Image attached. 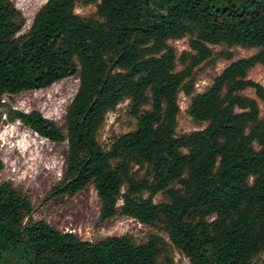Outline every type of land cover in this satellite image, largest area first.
Here are the masks:
<instances>
[{"label": "trees", "instance_id": "obj_1", "mask_svg": "<svg viewBox=\"0 0 264 264\" xmlns=\"http://www.w3.org/2000/svg\"><path fill=\"white\" fill-rule=\"evenodd\" d=\"M15 1L0 0V107L6 95L78 78L62 128L37 111L9 114L49 142L67 143L48 196L91 186L99 222L122 216L159 226L189 264H252L263 254L264 88L247 74L264 70V0H99L101 21L76 15L74 0H47L23 36ZM185 37L194 55L176 71L171 42ZM211 46L257 52L194 95L193 70L210 59ZM180 93L204 129L176 135ZM125 101L135 128L103 149L97 133ZM160 193L166 201L155 203ZM31 212L23 193L0 185V264H160L156 236L140 245L127 237L91 243L44 221L24 226Z\"/></svg>", "mask_w": 264, "mask_h": 264}, {"label": "rangeland", "instance_id": "obj_2", "mask_svg": "<svg viewBox=\"0 0 264 264\" xmlns=\"http://www.w3.org/2000/svg\"><path fill=\"white\" fill-rule=\"evenodd\" d=\"M47 0H16L15 7L22 14L25 23L19 33L26 35L35 14ZM99 0L88 3L86 0H74L73 10L83 19L101 21L97 14ZM185 37L171 42L176 50V71L188 65L194 55ZM212 56L197 66L194 71V95L207 91L213 80L231 63L246 59L257 52L255 49L239 47L211 46ZM231 55L230 60L220 55ZM183 60V61H182ZM247 78L264 88V70L257 66L248 72ZM78 89V78L73 76L56 82L43 90L27 91L3 97L0 107V185L8 183L23 193L31 203L32 212L23 219L24 226L44 221L60 232L74 233L81 240L97 242L106 237H127L135 245L147 242L156 236L162 242L163 255L160 264H189L187 259L172 247L167 236L159 226L148 227L137 221L117 216L105 222H99L100 203L93 187H87L75 196L49 197L51 189L57 184L63 173L67 154V143L55 144L38 136L18 121H9L11 111L30 113L39 112L44 118L63 127L67 107ZM243 95L254 98L252 90ZM190 98L182 93L178 95L179 115L176 135L181 136L205 128L206 123L193 120L189 115ZM259 119H264V105L258 101ZM144 109H149L146 106ZM136 120L129 115L128 102L119 104L108 113L97 133V140L103 149H109L119 136L134 130ZM143 197H146L144 195ZM166 201L163 194H157L155 203ZM122 204L119 202L118 206ZM252 264H264V253L253 258Z\"/></svg>", "mask_w": 264, "mask_h": 264}]
</instances>
